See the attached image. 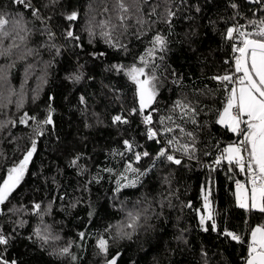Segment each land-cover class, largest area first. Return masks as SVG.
I'll use <instances>...</instances> for the list:
<instances>
[{"label":"trees","instance_id":"16d2710c","mask_svg":"<svg viewBox=\"0 0 264 264\" xmlns=\"http://www.w3.org/2000/svg\"><path fill=\"white\" fill-rule=\"evenodd\" d=\"M27 2L30 8L0 0V16L10 21L2 46L17 45L0 55V183L35 141L23 179L0 204V232L8 237L0 258L9 264H243L246 240L264 224V213L239 206V167L216 163L240 136L217 122L233 84L214 78L233 70L227 29L253 31L250 21L258 28L264 0H124L127 12L118 0ZM73 12L76 18L68 19ZM157 35L167 47L148 56ZM133 65L145 67L141 79L155 77V98L143 112L127 75ZM25 113L35 119L20 123ZM49 113L52 123L44 124ZM117 115L127 123H114ZM161 148L181 162L158 156ZM209 210L215 230L213 220L200 222ZM101 238L107 252L98 247Z\"/></svg>","mask_w":264,"mask_h":264},{"label":"snow or ice","instance_id":"6c2138e0","mask_svg":"<svg viewBox=\"0 0 264 264\" xmlns=\"http://www.w3.org/2000/svg\"><path fill=\"white\" fill-rule=\"evenodd\" d=\"M14 3L22 4L24 7H31L27 0H14ZM118 7L121 12L128 11V7L124 0H118ZM233 7H235V5H233ZM105 11H107V9H105ZM36 14L37 12L33 11V15ZM76 16L77 14L73 12L68 19L73 20ZM118 19L123 22L125 16L120 15ZM9 23L10 21L7 18L0 16V37L10 36V32L5 30ZM108 23V21H104L102 22V26H107ZM249 24L253 26V31L243 30L244 26H239L238 28L229 27L227 29V38L229 40L238 38L239 41L238 45L233 44V51L238 53L235 57V73L240 75L234 77L233 75L226 74L214 78L222 82H232L233 84L227 99V104L220 113L217 122L243 137L239 143L229 144L224 148L222 157L218 158L216 163L219 164L221 159H226L229 163H235L241 172L247 173V184L239 180L236 181V195L239 206L241 208H250L251 210H258L264 213V21L259 22L258 28L256 26V21H250ZM90 34H92L91 31ZM102 35L108 37L111 33L104 32ZM67 36L73 37V32H67ZM20 38L24 39V37ZM12 47H17V45L13 44L9 47H3L2 40H0V55H9ZM166 47L167 43L165 38L157 35L153 38V48L147 50V55L154 56L156 48L163 51ZM140 60L147 66V61L144 56L140 57ZM127 75L137 85L140 111L143 112L155 98V86L152 84L155 77L152 76L141 79V76H147L145 67L138 68L135 65L127 70ZM76 79H79V77H76ZM177 107H182L183 109L188 108V105H181L180 102H177ZM133 111H135V109ZM192 111L194 112L195 110L193 109ZM28 119H35V117H28L27 113H25L20 123H27ZM151 119V115H147L144 117V122L148 124L151 122ZM113 122L127 123V120L117 115L113 117ZM43 123H52L51 113H49L48 118L44 120ZM166 131L171 132L172 129L168 128ZM148 135L149 139H153L157 133L149 128ZM188 135H191V133ZM172 142V140L168 141L169 144ZM124 143L130 150L131 145L129 142L124 141ZM188 147V145L182 146L184 151H187ZM34 151L35 141H33L32 148L25 154L19 164L8 169L7 178L3 180V183H0V204H3L8 199L12 190L23 179L28 161ZM245 152L247 153L246 157L244 155ZM143 155L147 156L149 154L144 152ZM158 156H166L167 160L174 161L176 164L181 162L175 159L173 155L167 154L164 148H161ZM140 159L141 154L137 153L136 160L138 161ZM75 162L74 160L73 163L75 164ZM129 169L136 171L135 169H131L130 165ZM248 185H250V188ZM121 186L123 187L124 185ZM205 201H207V197H205ZM34 207L36 210L40 209L39 204H36ZM205 208H208L207 202L205 203ZM129 215L131 216V213ZM136 219H138V217H133V222L129 227L134 226ZM206 219L213 220L210 210L207 217L201 216L200 222L202 225L205 223ZM215 227V221L213 220V230H215ZM36 234L37 236H41L39 229H37ZM226 235L231 237L232 240H241V237L233 232H226ZM41 239L47 243L49 237L45 235L41 236ZM7 243L8 237L0 232V245H6ZM97 243L102 252H107V241L105 239L101 238ZM68 251V248H64L62 253H68ZM0 264H9V262L0 258ZM12 264H15V262H12ZM110 264H115V259H113ZM246 264H264V224L256 225L251 229Z\"/></svg>","mask_w":264,"mask_h":264},{"label":"built area","instance_id":"2783aa9c","mask_svg":"<svg viewBox=\"0 0 264 264\" xmlns=\"http://www.w3.org/2000/svg\"><path fill=\"white\" fill-rule=\"evenodd\" d=\"M237 27H238V26H234L233 28H237ZM234 36H235V33H234ZM231 43H232V47H231L230 61H231V68H232L233 70L231 71V74H230V75H233L234 77H236V76H239L240 74L235 73V57L238 55V53H236V52L233 51V44H236V43H235V39L231 40ZM237 87H238V85H237ZM131 112H132V111H131ZM242 127H243V126H242ZM150 128H151V127H150ZM151 129L154 130V128H151ZM148 130H149V128H148ZM239 136H240V138H239V141H240V140L243 139V137H242V135H239ZM239 141H238V143H239ZM244 155H245V157H246L247 153L245 152ZM234 164H235V163H234ZM237 180L241 181V182L244 183V184H247V182H248V175H247V173H246V172H241V176H240L239 178H237V179L234 181V185H235V187H236V181H237ZM248 187L250 188V185H248ZM236 188H237V187H236ZM249 241H250V236H249V238L246 240V253H245V255H244V258L242 259V260H243V264H246V259H247V256H248V244H249Z\"/></svg>","mask_w":264,"mask_h":264},{"label":"water","instance_id":"95a60500","mask_svg":"<svg viewBox=\"0 0 264 264\" xmlns=\"http://www.w3.org/2000/svg\"><path fill=\"white\" fill-rule=\"evenodd\" d=\"M150 105H148L147 107H149Z\"/></svg>","mask_w":264,"mask_h":264},{"label":"rangeland","instance_id":"374dc122","mask_svg":"<svg viewBox=\"0 0 264 264\" xmlns=\"http://www.w3.org/2000/svg\"><path fill=\"white\" fill-rule=\"evenodd\" d=\"M223 111V110H222ZM236 144V143H235ZM255 227V226H254Z\"/></svg>","mask_w":264,"mask_h":264}]
</instances>
